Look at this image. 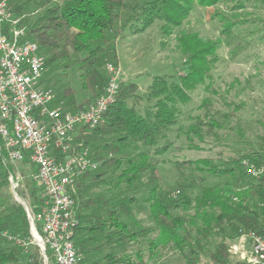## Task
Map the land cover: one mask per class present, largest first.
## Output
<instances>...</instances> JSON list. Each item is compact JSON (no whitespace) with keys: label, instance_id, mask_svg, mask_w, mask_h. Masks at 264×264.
<instances>
[{"label":"trees","instance_id":"obj_1","mask_svg":"<svg viewBox=\"0 0 264 264\" xmlns=\"http://www.w3.org/2000/svg\"><path fill=\"white\" fill-rule=\"evenodd\" d=\"M225 1L6 0V3L8 10L20 18L28 36L37 42L48 70L65 71L71 66L88 70V74H80L81 86L89 91L88 96L78 102L69 87L64 88L60 97L56 96L68 109L76 111L86 108L103 93L107 80L101 68L107 62L117 64L115 41L122 26L129 25L136 33L160 20L162 35L170 36L190 16L195 5L208 7ZM231 1L230 8L239 10L252 0ZM254 1L264 5V0ZM122 17V26L114 28V21ZM231 25L233 22H227L224 32L229 33ZM217 44L197 33L181 32L177 46L187 71L177 81L164 75L154 76L145 94L154 100L152 105L142 111L128 105V96L141 98L137 94L138 84L121 80L114 100L97 124L77 128L75 143L89 148L98 161L95 169L76 181L77 222L73 240L82 255L81 264L96 254L106 264H157L169 253H177L185 264H242L230 256V242L244 231L264 235V174L251 177L241 165L243 158L254 163L264 161V134L259 138L258 148L232 154L221 163L208 157L175 160V170L184 181L174 186L161 187L160 170L152 160L173 146L170 133L182 106L191 100L190 90L198 83L210 85L212 75L208 66ZM207 102L205 99L203 108ZM216 128H222V124L207 114L197 116L186 133L196 134L203 142L206 136L216 135ZM22 161H28L26 156ZM11 162L3 147L0 148V198L9 186ZM185 167L193 170L186 175ZM206 175L221 179L209 184ZM33 187L29 195L34 211H39L42 189L40 185L37 190ZM194 190H197L194 194L190 192ZM141 201L146 203L151 219L147 225L129 208ZM3 205L0 264H44L39 247L32 242L23 205L0 201V207ZM37 229L40 230L38 223ZM4 232L24 239L27 244L9 240ZM104 248L110 250L103 251ZM46 254L49 255L48 250ZM51 261L50 264H56Z\"/></svg>","mask_w":264,"mask_h":264},{"label":"rangeland","instance_id":"obj_2","mask_svg":"<svg viewBox=\"0 0 264 264\" xmlns=\"http://www.w3.org/2000/svg\"><path fill=\"white\" fill-rule=\"evenodd\" d=\"M231 5V0L208 7L195 5L190 16L170 36L162 35L160 20L136 33L129 25L122 26L123 17L114 21V28H123L115 41L118 62L113 65L119 74L117 79L119 82L124 80L138 84L137 94L141 98L137 100L134 96H128L127 103L141 111L154 102L145 95L154 76L164 75L169 80L177 81L187 71L184 56L177 46L181 32L197 33L203 39L218 42L213 52L215 59L211 58L208 66L212 75L210 85L206 87L204 83H198L190 90L191 100L182 106L183 111L170 133L173 146L163 155L152 157L160 170L161 187L184 181L175 170L174 161L177 159L208 157L214 163H221L232 154L259 147V138L264 134V5L254 0L239 10H232ZM227 22H233L229 33L223 29ZM108 63L111 62L101 68L106 80L109 77ZM87 72L75 66L65 71L46 69L42 84L51 87L57 98L64 88L69 87L79 102L90 94L82 88L80 80V74ZM205 99L209 104L203 105V108ZM207 114H211L219 125L222 124V128L214 129L216 135L206 136L202 142L196 134L186 133V130L197 116ZM11 163L13 169L8 177L9 186L0 201L4 204L22 201L23 207L27 205L30 211H34L29 192L33 186L35 190L39 189L38 182L33 178L35 165L21 160ZM192 170L190 167L184 168L186 175ZM218 179L221 178L206 175L209 184ZM195 191L190 192L194 194ZM4 206L0 207V214L4 213ZM129 208L132 214L140 217L143 225L151 223L146 203L141 201L129 205ZM51 262L50 259L48 264ZM157 264L185 263L177 253H169Z\"/></svg>","mask_w":264,"mask_h":264},{"label":"built area","instance_id":"obj_3","mask_svg":"<svg viewBox=\"0 0 264 264\" xmlns=\"http://www.w3.org/2000/svg\"><path fill=\"white\" fill-rule=\"evenodd\" d=\"M106 68L109 77L103 93L86 108L71 111L51 87L42 84L45 57L20 18L8 10L6 0H0V148L11 161L26 156L35 165L33 178L42 189L40 210L24 208L32 242L39 247L44 264L50 259L56 264H81L82 255L73 240L76 181L95 169L98 161L74 137L77 128L96 125L117 94L118 71L112 63ZM241 165L251 177L264 174V161L243 158ZM4 235L27 244L7 232ZM228 252L242 264H264V235L241 232L230 242Z\"/></svg>","mask_w":264,"mask_h":264},{"label":"crops","instance_id":"obj_4","mask_svg":"<svg viewBox=\"0 0 264 264\" xmlns=\"http://www.w3.org/2000/svg\"><path fill=\"white\" fill-rule=\"evenodd\" d=\"M109 250H110V248H104L103 249V251H109ZM116 250L118 251L119 248H116ZM84 264H106V261H105V259H103V257L101 255L96 254L93 256H88V258L86 259ZM121 264H125V263H121Z\"/></svg>","mask_w":264,"mask_h":264},{"label":"water","instance_id":"obj_5","mask_svg":"<svg viewBox=\"0 0 264 264\" xmlns=\"http://www.w3.org/2000/svg\"><path fill=\"white\" fill-rule=\"evenodd\" d=\"M21 203H23V202L21 201Z\"/></svg>","mask_w":264,"mask_h":264}]
</instances>
